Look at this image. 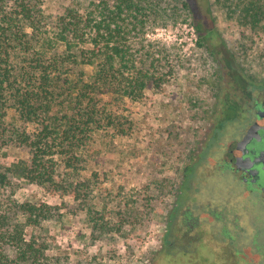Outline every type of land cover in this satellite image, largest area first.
I'll use <instances>...</instances> for the list:
<instances>
[{
    "label": "rangeland",
    "instance_id": "374dc122",
    "mask_svg": "<svg viewBox=\"0 0 264 264\" xmlns=\"http://www.w3.org/2000/svg\"><path fill=\"white\" fill-rule=\"evenodd\" d=\"M117 6L122 13L114 44L126 52L129 82L143 87L109 98L115 125L101 123L78 165L86 192L52 196L19 181L13 174L28 150L0 145V169L10 168L12 182L4 196L59 208L40 229L26 230L46 245L47 264H187L163 254L162 238L173 228L176 193L186 185L179 174L215 119L210 112L219 87L212 52L264 72V0H46L44 9L52 17L63 8L84 18L93 11L99 21L101 8ZM256 6L262 8L257 16ZM75 69L93 72L81 63ZM209 157L220 158L218 152ZM231 216L249 229L252 215L237 209Z\"/></svg>",
    "mask_w": 264,
    "mask_h": 264
},
{
    "label": "trees",
    "instance_id": "16d2710c",
    "mask_svg": "<svg viewBox=\"0 0 264 264\" xmlns=\"http://www.w3.org/2000/svg\"><path fill=\"white\" fill-rule=\"evenodd\" d=\"M45 2L0 0V145L28 150L13 174L19 181L79 198L87 189L77 171L84 150L101 123L114 127L118 117L110 99L143 83L134 88L129 82L126 52L114 44L122 6L101 8L97 21L93 11L84 18L73 8L52 17ZM261 9L256 6V16ZM79 63L92 74L76 71ZM9 171L0 169V264H47L46 245L26 230L40 229L59 208L6 198Z\"/></svg>",
    "mask_w": 264,
    "mask_h": 264
},
{
    "label": "flooded vegetation",
    "instance_id": "af4514ba",
    "mask_svg": "<svg viewBox=\"0 0 264 264\" xmlns=\"http://www.w3.org/2000/svg\"><path fill=\"white\" fill-rule=\"evenodd\" d=\"M212 54L219 87L210 112L215 119L179 174L186 185L176 193L163 254L187 264H264V72ZM216 152L220 158L210 160ZM236 208L252 215L249 229L241 227L240 216L232 218Z\"/></svg>",
    "mask_w": 264,
    "mask_h": 264
}]
</instances>
